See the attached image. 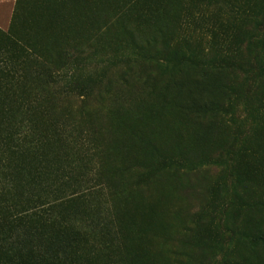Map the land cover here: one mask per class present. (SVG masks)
I'll use <instances>...</instances> for the list:
<instances>
[{"label": "rangeland", "instance_id": "1", "mask_svg": "<svg viewBox=\"0 0 264 264\" xmlns=\"http://www.w3.org/2000/svg\"><path fill=\"white\" fill-rule=\"evenodd\" d=\"M15 5L0 3V264H199L189 236L214 264H264L246 240L230 257L224 226L264 234V0H22L14 24ZM220 60L232 70L196 88L190 64ZM230 87L213 119L181 109L225 106Z\"/></svg>", "mask_w": 264, "mask_h": 264}, {"label": "trees", "instance_id": "2", "mask_svg": "<svg viewBox=\"0 0 264 264\" xmlns=\"http://www.w3.org/2000/svg\"><path fill=\"white\" fill-rule=\"evenodd\" d=\"M23 13L22 9V0H16L15 9L13 12V23H17L21 17V14ZM165 54H160V56H164ZM139 63H146L150 62L151 60L146 61L143 57L140 58ZM225 60H220L218 64H207L203 63L202 61H199L198 63H191L190 66L193 68L194 72L199 76V79L197 81V84L195 87L199 88L209 76L215 72L220 71H226V70H232L233 64L230 63H224ZM143 67L142 65H139ZM233 72H236L237 75L245 76L246 72L242 71L241 69H235ZM247 92H250L249 89ZM224 95L226 97V105H220L214 101L211 100H201L197 98H189L186 100L182 105L181 109L185 112L192 113L194 115V120L196 123L201 124L202 122L210 119H213L219 115H221L222 109L231 103L232 98H234V93L230 88L224 89ZM232 125H238L239 127H242L243 124H236L232 122ZM221 163V162H220ZM219 161L218 162H210L208 164H212L215 167L220 166ZM185 172H188L189 174H192L193 170H191V166L184 169ZM243 194L247 195L248 190L246 188H242ZM257 201V202H256ZM255 205L258 207H264V200H256ZM229 210V209H228ZM227 224L225 223L224 226L226 227L227 231L231 232V235L229 236V243H228V249L230 250V254L232 257L234 255V251L236 252L237 247L245 246V240L248 244V247H256L261 246L264 248V234L259 232H253L246 235L241 236V231L238 230V226H232L228 230ZM208 225L207 221L204 219L203 215L198 213L194 216V225H192V229H199L203 230ZM187 244L192 247L195 251V256L199 264H209L215 263L213 261L212 252L210 251V246L208 241L202 236L199 238L189 236ZM217 250L222 253V247H218ZM223 261V259H222ZM234 262V261H232ZM228 263H231L229 261Z\"/></svg>", "mask_w": 264, "mask_h": 264}, {"label": "crops", "instance_id": "3", "mask_svg": "<svg viewBox=\"0 0 264 264\" xmlns=\"http://www.w3.org/2000/svg\"><path fill=\"white\" fill-rule=\"evenodd\" d=\"M11 0H0V3H8V2H10Z\"/></svg>", "mask_w": 264, "mask_h": 264}]
</instances>
